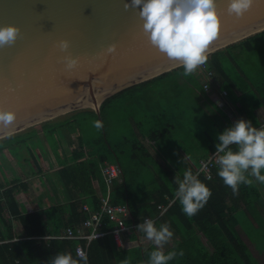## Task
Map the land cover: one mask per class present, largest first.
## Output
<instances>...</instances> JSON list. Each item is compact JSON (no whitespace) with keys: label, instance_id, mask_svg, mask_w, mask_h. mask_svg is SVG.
Here are the masks:
<instances>
[{"label":"trees","instance_id":"obj_1","mask_svg":"<svg viewBox=\"0 0 264 264\" xmlns=\"http://www.w3.org/2000/svg\"><path fill=\"white\" fill-rule=\"evenodd\" d=\"M208 61L223 78L222 85L227 88L229 96L235 98L236 89L242 91L238 95L239 104H236L238 111L242 116L251 118L253 126H259L260 121L253 113L257 107L264 105V30L209 53ZM183 72L180 65L114 93L101 104V116L91 107L80 108L66 117L46 120L0 138V152L8 149L20 162L25 153V162L30 163L36 173L42 172L41 157L46 156L45 148L40 144L41 148L36 151L31 140L44 132L58 145L59 131L67 127L70 131H76L78 147L73 149V164L66 165L65 171L83 193L88 194L84 201L93 209L100 207L93 179L99 178L102 189L107 190L99 167L104 161L116 162L121 168L122 177L113 181L111 198L114 203L128 205L131 211V218L127 220L129 223L139 221L140 215L156 217L161 212L160 205H168L164 213L155 219L157 226L168 223L174 233L164 250L184 252L183 256H177L169 264H257L236 228L242 217L252 212L262 225L259 205L264 204V196L254 182L251 186L242 184L239 195H233L231 188L219 177L218 165L213 168L211 178L202 173L200 179L211 189L212 195L205 207L191 218L183 213L182 206L174 196L178 187L174 181L175 175L182 178L183 172L189 168L194 173L199 161L216 151L218 134L233 126L228 114L217 104L208 99L211 106L205 108L200 105V95L197 99V96L189 94L191 103L187 115L178 108V98L174 95L170 99L166 89L181 84V77H185ZM202 77L197 69L184 81L193 86V82L203 83ZM204 94L203 89L201 98L206 97ZM160 95L168 106L164 104L158 107L157 97ZM124 97L134 100V114L129 113L128 109L117 113V102ZM130 117L134 119L138 132L129 126ZM96 120L102 121V129L94 127ZM181 127L186 130L184 136L179 137L177 134ZM143 138L173 161L171 167H177V170L159 171L161 183L155 177L151 179L146 166L150 152ZM180 149L185 151L189 161L180 154ZM142 172L147 178L142 177ZM3 186L0 184V217L7 227L8 240L0 241V264H48L59 252H71L75 256V239L38 238L45 231L41 210L21 213L15 194L20 187H26L25 182L15 177L10 187ZM83 203V200L72 201L49 208L54 233L58 234L63 228L87 217V212L82 209ZM5 206L23 225L24 234L16 239L13 224L5 217ZM137 234V230H134L130 237L136 238ZM152 250V243L147 248L143 244L118 247L114 237L108 234L90 243L88 259L89 264H120L121 260L131 257V264H143Z\"/></svg>","mask_w":264,"mask_h":264},{"label":"water","instance_id":"obj_2","mask_svg":"<svg viewBox=\"0 0 264 264\" xmlns=\"http://www.w3.org/2000/svg\"><path fill=\"white\" fill-rule=\"evenodd\" d=\"M131 0H0V26L21 28L16 43L0 48V105L17 113L0 138L79 108L101 116L114 93L180 66L152 47ZM221 31L207 53L264 30V0L242 17L217 0ZM69 40L67 52L57 47ZM115 44L113 52L108 48ZM79 58L68 69L63 57Z\"/></svg>","mask_w":264,"mask_h":264},{"label":"clouds","instance_id":"obj_3","mask_svg":"<svg viewBox=\"0 0 264 264\" xmlns=\"http://www.w3.org/2000/svg\"><path fill=\"white\" fill-rule=\"evenodd\" d=\"M253 3L254 0H227V12L242 17ZM137 8L143 21V33L151 46L170 61L182 65L185 77L194 75L207 62V50L221 31V10L217 0H131L124 4L125 11ZM20 34L21 28L16 25L0 26V48L14 45ZM70 46L69 40H61L57 45L62 52H67ZM115 48L113 44L107 51L111 53ZM63 60L68 69H74L79 58L69 54ZM16 120L15 111L0 105V126L10 127ZM94 127L102 129V121L96 120ZM218 141L215 145L218 175L231 188L233 195H239L242 184L251 186L253 178L264 184V125L255 127L251 120L241 118L219 133ZM199 174L189 168L183 172L182 178L175 175L174 179L178 185L174 196L189 218L198 214L212 195L211 189L199 179ZM137 230L154 245L143 264H169L177 256L184 255L183 250L165 252V246L174 235L168 223L157 226L154 219H143ZM48 264H89V259L86 252L77 247L75 256L71 252H59ZM120 264H131V257L121 260Z\"/></svg>","mask_w":264,"mask_h":264},{"label":"crops","instance_id":"obj_4","mask_svg":"<svg viewBox=\"0 0 264 264\" xmlns=\"http://www.w3.org/2000/svg\"><path fill=\"white\" fill-rule=\"evenodd\" d=\"M199 73L202 75V73L200 71H199ZM184 78L185 77H181V79H182L181 84H174V85L170 86V88L167 87L166 91H167L168 97L170 99H172V96H174V95L178 98V103H179L178 108L180 110H182L185 115H187L186 112H189V106L191 103V101H189L190 100L189 94L197 96V99H198V96L200 95L199 104L203 105L205 108L211 106L209 100L211 102H213L214 104H216L214 101H212L211 95L204 89L202 83L196 84L193 82L192 83L193 86H192L188 83V81H184ZM202 79H203V77H202ZM219 79H220V83L218 82V86L221 89L227 90V88H225L222 85L223 84V78L221 77V75H220ZM200 85L203 87V89L205 91L204 95L206 97L202 96V98H201V91L203 89H202V87H200ZM241 93H242L241 90L236 89V97L232 98L231 96H229V93L227 90L228 101H229V104L231 105V107L233 109V115L232 116L229 114V112L227 113V112H225L224 109L221 108L226 114H228L229 119L231 120V123L233 125L237 120H239L241 118H243L245 120H251V118H249L247 115L242 116L241 113L238 111L236 104L237 103L239 104L238 95H240ZM133 101L134 100H131L129 97H124V98L119 99L117 102V106H118L117 109H119L117 111V113L120 114V112L123 109H128L129 113L134 114L136 106H135V102H133ZM164 101H165V99L161 98V95L159 97H157L158 107H162L164 104H166V102H164ZM253 114H254V117L260 121V125L255 126V127H260L261 125H264V105L257 107ZM130 120H131V123L129 124V126L135 128L137 130L134 119L132 117H130ZM129 121H128V123H129ZM28 128H31V127H28ZM185 130H186L185 127H181L180 132L177 135H179V137L184 136ZM21 131H24V130H21ZM21 131H18V132H21ZM18 132H16V133H18ZM59 132H60V135H59V144L58 145L55 144L54 142L53 143L50 142L49 138L47 137V135H45L44 132H41L38 134V138L39 137L43 138V144L42 145L44 146L45 151H46L45 152L46 156L43 155V157H41L42 158V167H43L42 172L36 173L34 171V168L31 166V164L28 162H25L26 161L25 160V158H26L25 153H23V156L25 158L22 157V159H21L23 162V163L21 162L23 165V168H21L20 167L21 165H19L20 161H19L18 157H16L8 149L5 150L4 152H0V184L4 185L3 187H5V188L10 187V184L12 183V181L14 180L15 175H16L14 172V168H16L18 173H21V174L23 173L22 177H19V178L21 179V181H23V183L24 182L26 183V187H23V188L20 187L19 189H17L16 194H15V198H16L17 202L19 203L20 209L22 210L21 213L32 211L33 209H39L42 211V214H43L44 220H45V222H44L45 223V231L41 235H48V234L49 235H58V234L62 233V231L64 230V228H63L60 233H58V234L54 233L55 227H54L53 219L49 216V208H51L52 206H55V205L65 204V203H69L72 201L83 200V202H85L84 198L88 195V194L83 193L81 188L78 187L74 183V181H72L70 179L69 173L67 171H65L66 165L73 164V162H74V160H73L74 157L72 154L73 149L78 147V145L75 146V145H73V143H70V141H71L70 136H72L74 134L78 137V135H77L76 131H70L66 127H63ZM137 132H138V130H137ZM13 134H15V133H13ZM7 136H9V135H7ZM179 137H177V138H179ZM141 139H142V137H141ZM142 141L145 142V144L147 145V148L150 152V156H148V158L146 159V163H147L146 166L148 167V171H150V173L152 175L151 179L153 177H155V180H158V183H161L162 181L160 180L159 171H162V170L170 171L171 168H172V170H177V167L174 166L176 169L174 167H171V165L173 164V161L170 160L167 156H165V155L163 156L162 153L157 149V147L153 146L149 140H147L146 138L145 139L143 138ZM47 145H48L49 149H48ZM36 147H37V150L40 149V144L37 143ZM179 152L182 156L185 157L186 161H189L187 154L185 153V151L183 149H180ZM5 156H6V158L8 156L7 160L11 163V164H9V166L7 165V161L5 159ZM200 161H199V165H200ZM63 162H64V164H62ZM101 164L102 163L99 164L100 170H101ZM10 168H11V170H10ZM101 172H102V170H101ZM102 175H103V173H102ZM103 177H104V175H103ZM121 177H120V179H117V180H121ZM142 177L147 178V175L142 172ZM8 182H11V183L8 184ZM253 182L257 185V187L260 189L262 195L264 196L263 184H260L258 181H255L254 178H253ZM105 183H106V181H105ZM93 187H94L95 193L98 195V197L102 193L106 192L102 189L101 182H100L99 178L93 179ZM111 190H112V188H111ZM82 209H83V206H82ZM252 213L251 214L246 213V216L242 217L241 221L236 225L238 232H240L241 236L243 237L245 242L248 244L250 250L252 248H257L256 244L253 242V238L255 236L256 237L264 236L262 234V232H263V230H262L263 226L262 225L264 223V216L262 215V218H261L262 225H261L260 222L258 221L259 219L254 217ZM5 217H7V219L10 221V223L13 224L14 232L16 233L15 239L18 238L19 236H21L22 234H24V229H23V225H22L21 221L15 215L10 213V210L7 208V206H5ZM139 217L141 218L139 221L134 220L136 223L142 222V220L145 216L140 215ZM147 217L155 218V216H150V215H148ZM252 217L258 223H254L253 222L254 220L252 219ZM80 222H78V223H80ZM3 223L4 222L1 221V217H0V241H7L8 240V238H7V227H5ZM134 230H137V228ZM132 232L124 233L122 235V241L124 242V244L122 245V243L121 244L117 243L118 247L123 246V247L129 248V247H133L136 245L143 244L144 248H147L152 243L151 241L148 242V240L143 236V234H140L138 232V230H137V232H138L137 237L131 238L130 235L132 234ZM253 233H254V236H253ZM259 234H261V235H259ZM250 235H252V236H250ZM38 238H44V237L38 236ZM51 238H56V237H51ZM252 244H253V247H252Z\"/></svg>","mask_w":264,"mask_h":264},{"label":"built area","instance_id":"obj_5","mask_svg":"<svg viewBox=\"0 0 264 264\" xmlns=\"http://www.w3.org/2000/svg\"><path fill=\"white\" fill-rule=\"evenodd\" d=\"M199 71L203 76V87L211 95L212 101L217 103L222 109L232 116L233 109L228 101L227 90L221 89L218 86L220 79L218 73L214 67H212L207 60V62L200 66ZM216 152V151H215ZM215 152L210 154L208 157L201 159L198 169L195 170L199 172V179L202 173H206V177L209 179L212 176V170L217 166ZM202 169V171H201ZM101 170L104 175V179L107 184V190L99 196L100 207L93 209L88 202L83 203V210L87 212V217L83 219L80 223L70 225L66 227L62 233L58 235H41L39 237H44L49 239L51 237H56L60 239H75L77 240V247L82 248L88 255V249L90 243L97 238L104 237L105 235H112L116 243H122V235L124 233L132 232L137 228V225L142 223H136L135 221L129 223L127 220L131 218V212L127 204L125 203H114L111 198V188L112 183L115 179H120L121 168L119 164L112 161H104L101 164ZM201 180V179H200ZM174 200V199H173ZM171 200V202L173 201ZM168 208L167 204H161V212L153 217H144L143 219H156L164 213ZM106 220V221H105Z\"/></svg>","mask_w":264,"mask_h":264},{"label":"rangeland","instance_id":"obj_6","mask_svg":"<svg viewBox=\"0 0 264 264\" xmlns=\"http://www.w3.org/2000/svg\"><path fill=\"white\" fill-rule=\"evenodd\" d=\"M230 66L232 67V64L230 63ZM218 77H220V75L218 74ZM80 109V108H79ZM74 110H71V111H69V112H67V113H63V114H61V115H58V116H56V117H60V118H63V117H66V116H68L70 113H72ZM56 117H53L52 119H55ZM36 125V124H35ZM37 125H38V123H37ZM32 126H34V125H32ZM32 126H29V127H32ZM28 128V127H27ZM27 128H25V129H27ZM67 128V127H66ZM25 129H23V130H25ZM195 130V129H194ZM70 136V135H69ZM38 137V136H37ZM34 138V139H32L31 140V144H33V145H35V149H36V151H37V143L38 144H43V138L42 137H39V138ZM70 139H71V141H70V143H73V145H75V146H77L78 145V137L76 136V135H72V136H70ZM49 141L50 142H52L53 143V139H49ZM47 147H48V145H47ZM40 148H41V145H40ZM48 149H49V147H48ZM5 159H6V161H7V165L9 166V164H11L7 159H8V156H7V158H6V156H5ZM19 165H21L20 167L21 168H23V165H22V163L21 162H19ZM10 170H11V168H10ZM14 172H15V177H22V174L21 173H18V171L16 170V168H14ZM263 192H264V190H263ZM259 209H260V211H261V214L264 216V204H260L259 205ZM252 219H253V217H252ZM254 221V223H258L257 221H255V219H253ZM263 227H262V230H263V232H264V223H263V225H262ZM261 231V230H260ZM262 232V231H261ZM262 232V234L264 235V233ZM259 235H261V234H259ZM253 236H254V233H253ZM206 241V240H205ZM148 242H150L149 240H148ZM207 242V241H206ZM253 242L256 244V247L258 248H252L251 249V253L253 254V256H254V258H255V260H256V262H257V264H264V236H258V237H254L253 238ZM124 244V242L122 241V245ZM252 247H253V244H252Z\"/></svg>","mask_w":264,"mask_h":264}]
</instances>
